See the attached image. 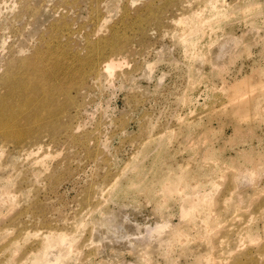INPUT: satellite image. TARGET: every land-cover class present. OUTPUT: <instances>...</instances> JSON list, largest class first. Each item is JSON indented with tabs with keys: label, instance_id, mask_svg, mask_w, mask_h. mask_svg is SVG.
Instances as JSON below:
<instances>
[{
	"label": "rangeland",
	"instance_id": "rangeland-1",
	"mask_svg": "<svg viewBox=\"0 0 264 264\" xmlns=\"http://www.w3.org/2000/svg\"><path fill=\"white\" fill-rule=\"evenodd\" d=\"M0 264H264V0H0Z\"/></svg>",
	"mask_w": 264,
	"mask_h": 264
},
{
	"label": "bare ground",
	"instance_id": "bare-ground-1",
	"mask_svg": "<svg viewBox=\"0 0 264 264\" xmlns=\"http://www.w3.org/2000/svg\"><path fill=\"white\" fill-rule=\"evenodd\" d=\"M119 65H118V63H116V62H114V61H109V63L106 65V70L107 71H109V72H111V71H113V69L115 70V67H118ZM118 69V68H117ZM106 71V72H107ZM108 73V72H107ZM112 73V72H111ZM110 73V74H111ZM35 103H37V102H35ZM34 106V105H33ZM5 124H6V122H5ZM5 126V125H4ZM10 134V133H9ZM40 262H41V260H40Z\"/></svg>",
	"mask_w": 264,
	"mask_h": 264
}]
</instances>
